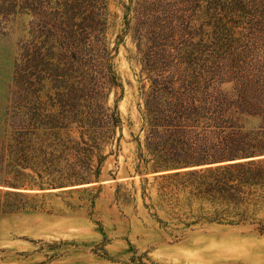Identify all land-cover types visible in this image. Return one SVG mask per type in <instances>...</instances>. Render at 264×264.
Masks as SVG:
<instances>
[{
	"label": "rangeland",
	"instance_id": "obj_1",
	"mask_svg": "<svg viewBox=\"0 0 264 264\" xmlns=\"http://www.w3.org/2000/svg\"><path fill=\"white\" fill-rule=\"evenodd\" d=\"M210 2L0 0V136L14 128L35 129L34 117L43 123L59 111L64 81L88 82L102 48L114 83L104 87L101 103L118 118L94 150L91 164H99L98 171L83 181L50 185L45 133L30 131V145L38 148H30V169H24L30 180L19 188L0 186V264H264V185L245 188L237 205L211 201L186 185L183 173L198 166L154 170L151 161L146 166L138 157L137 140L143 147L145 136L142 91L149 84L142 57L158 67L177 62L190 27L200 36L221 14L206 10ZM243 2L249 13L235 20L238 40L220 62L264 83V0ZM95 13H102V31L79 36L80 45L93 48L90 54L77 51L70 70L57 57L43 58L47 47L69 32L80 33ZM75 127L68 135L79 140ZM242 131L264 141L256 117ZM60 151L52 157L62 166ZM255 154L251 159H264V151ZM8 190L20 193L6 195Z\"/></svg>",
	"mask_w": 264,
	"mask_h": 264
},
{
	"label": "trees",
	"instance_id": "obj_2",
	"mask_svg": "<svg viewBox=\"0 0 264 264\" xmlns=\"http://www.w3.org/2000/svg\"><path fill=\"white\" fill-rule=\"evenodd\" d=\"M244 5L243 0H212L206 10L221 14L214 17V23L206 24L211 28L202 31L200 36L199 30L190 27L186 47L178 52V60L174 64L163 67L155 63L151 65L147 63V55H143L141 71L149 82L147 89L142 91L143 147L137 140L138 157L146 166L149 161V167L154 170L170 166H198L183 173L192 194L235 205L243 202L245 188L264 185V159L203 164L249 157L264 151L263 140H257L250 131H242L251 117H256L264 126V83L240 74V66L220 62L221 55L229 52L238 40L235 27L239 25L235 20L249 13ZM101 15L95 13L84 23L80 33L69 32L63 41L47 47L43 58L57 57V61L62 60L64 65L67 63L64 70H70L73 62H78L77 51L84 50L90 54L93 49L80 45L82 40L79 36L100 33L102 26L98 25L104 22ZM197 36L200 38L194 40ZM102 49L104 54L95 53L96 62L89 67L93 77L88 82L81 79L78 85H66L64 81L66 90L58 93L60 110L47 114L43 123L38 116L34 117L37 119L35 129L30 131L37 135L41 129L46 137L43 139L44 147L50 149L46 170L52 175L50 185L61 184L64 180H87L97 172L99 164L95 169L91 164L94 150L118 122L116 114L108 112L101 103L104 87L114 83L107 64L108 53ZM69 57L72 62L68 61ZM87 60L84 59V66ZM55 68L60 69L58 64ZM72 123L79 132V140L68 135ZM25 131L14 128L0 136V186L19 188L30 180V173L24 169H30V148L33 152L38 148L30 145V131ZM62 131L65 137H61ZM87 141L91 142L89 148L80 145ZM60 148L59 155L62 154L66 161L62 166L52 157ZM70 155L73 160L68 162ZM8 191L6 195L20 193Z\"/></svg>",
	"mask_w": 264,
	"mask_h": 264
},
{
	"label": "water",
	"instance_id": "obj_3",
	"mask_svg": "<svg viewBox=\"0 0 264 264\" xmlns=\"http://www.w3.org/2000/svg\"><path fill=\"white\" fill-rule=\"evenodd\" d=\"M252 157H243V158H237V159H234V160H227V161H219V162H214V163H207V164H203L204 166H207V165H213V164H220V163H224V162H232V161H237V160H241V159H251ZM202 165V166H203ZM11 188H13V187H11Z\"/></svg>",
	"mask_w": 264,
	"mask_h": 264
}]
</instances>
